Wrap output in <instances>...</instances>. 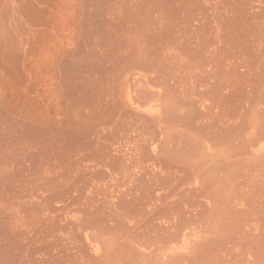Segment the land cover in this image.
I'll return each instance as SVG.
<instances>
[{"label": "rangeland", "instance_id": "obj_1", "mask_svg": "<svg viewBox=\"0 0 264 264\" xmlns=\"http://www.w3.org/2000/svg\"><path fill=\"white\" fill-rule=\"evenodd\" d=\"M0 264H264V0H0Z\"/></svg>", "mask_w": 264, "mask_h": 264}]
</instances>
